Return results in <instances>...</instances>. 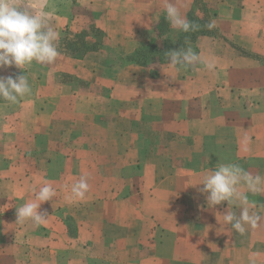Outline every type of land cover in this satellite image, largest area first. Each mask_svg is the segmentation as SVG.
Here are the masks:
<instances>
[{"label":"crops","instance_id":"obj_1","mask_svg":"<svg viewBox=\"0 0 264 264\" xmlns=\"http://www.w3.org/2000/svg\"><path fill=\"white\" fill-rule=\"evenodd\" d=\"M161 1L11 0L47 13L60 55L0 69L30 84L15 103L0 99V264H249L252 253L264 264V191L247 193L261 219L241 234L223 219L239 202L209 207L197 185L218 164L264 177V0H174L186 17L198 5L208 31L184 48L214 59L213 71L127 64L98 81L97 48H61L65 30L88 46L91 29L116 45L147 34L165 17ZM81 176L89 189L77 198ZM45 183L56 193L40 205L46 221L17 222Z\"/></svg>","mask_w":264,"mask_h":264},{"label":"clouds","instance_id":"obj_2","mask_svg":"<svg viewBox=\"0 0 264 264\" xmlns=\"http://www.w3.org/2000/svg\"><path fill=\"white\" fill-rule=\"evenodd\" d=\"M165 19L174 30L181 32L195 31L198 25L188 20L182 14L174 0H166L164 5ZM215 21H209L206 27L215 28ZM59 33L47 24V13H32L21 9L11 0H0V69L16 67L24 69L33 61L40 64H51L60 55L56 42ZM171 67L202 65L206 70L213 71L216 67L212 58H207L194 51L192 47L180 48L165 53ZM30 92V84L25 74L0 76V99L15 103L19 97ZM86 176L72 185L74 197L83 198L89 189ZM243 184L246 192L239 190ZM203 187L199 192L206 193L209 207L227 202L228 205L239 202V216L227 211L223 215L224 222L236 232L243 234L245 224L255 228L261 217L250 212L247 193L264 191V177L253 176L236 164H218L215 170H210L197 184ZM34 199L24 203L16 210L17 222L30 220L34 225L44 223L48 217L47 211H39L43 202L50 201L55 196V190L47 183L34 190ZM256 253L249 256V264H256Z\"/></svg>","mask_w":264,"mask_h":264},{"label":"rangeland","instance_id":"obj_3","mask_svg":"<svg viewBox=\"0 0 264 264\" xmlns=\"http://www.w3.org/2000/svg\"><path fill=\"white\" fill-rule=\"evenodd\" d=\"M17 3H20L21 5L26 6V4L28 3V5L30 4H35V5H42V4H48L50 2V0H15ZM166 0H162L161 1V5H165ZM146 4V3H145ZM150 5V2H148L145 6V8H147V6ZM142 9H144V7H140ZM198 5L194 4L191 6V9L194 10L195 13L199 14L198 11ZM137 10V8H136ZM139 11V10H138ZM137 12V11H136ZM62 16H65L67 14V11L64 10L62 11ZM64 14V15H63ZM68 17L65 16L62 18L61 21H65L67 20ZM71 31V32H69ZM65 30L63 37H62V50H64L66 53L70 54L72 52L75 53V49L81 45V43L79 41H77V36H73V31L72 30ZM144 32V31H143ZM143 32L141 30L138 29H132L131 32H129V38H128V42H124V43H118L116 45L117 42L111 43V42H105V35L102 33H97V31H95L94 29H91L89 31V33H91V35L93 37H95V34L98 36V39L100 38L101 40V44L98 45L96 51L97 53L95 54V58L91 59V63H93L94 66L97 67L98 69V74H97V78L98 81H105V80H110L112 79L113 75L115 76H119V78L121 79V74H116L118 69L122 66L127 65V63L125 62V58L124 55L127 53H130L132 51L133 48L128 49V47L130 45H135L138 44L140 42H143L145 40L148 39V37L150 36L149 33H145V36L143 37L142 34ZM81 33H85V32H81ZM177 30H174L172 28L169 29L168 35L170 37H172L174 39V37L176 36ZM84 37V35H82V38ZM70 38H73V46L74 48L68 47V45L66 44L67 42H72V40H69ZM158 42L160 43V40H158ZM71 44V43H70ZM135 48V47H134ZM169 64L168 61L167 62H159L157 60L156 57L152 58V61L148 64L151 67H159L160 65H166ZM114 69V70H113ZM108 70V72H107ZM115 72L112 74H109L110 72ZM194 256H196L197 251H193Z\"/></svg>","mask_w":264,"mask_h":264},{"label":"trees","instance_id":"obj_4","mask_svg":"<svg viewBox=\"0 0 264 264\" xmlns=\"http://www.w3.org/2000/svg\"><path fill=\"white\" fill-rule=\"evenodd\" d=\"M187 19L198 25L197 30L189 31L187 33L179 31L173 39L168 35L170 25L166 21L165 17L159 18L153 30L149 32L150 36L148 39L136 44L135 48H133L130 53L124 55L125 62L127 64L148 65L152 61L153 57H156L161 63L167 62L168 59L165 55L166 52L184 48L187 42L194 40L197 35L208 31L205 29V19L203 17L199 18L194 11L189 10L187 13ZM94 30L99 34L102 33L98 29ZM82 35H85V33H80L76 38L77 41L81 43L78 50L76 48L75 53H70L75 57L84 54L89 47L96 49L98 45L101 44L100 38L98 39V36L95 34L96 41L91 46H88L82 40ZM158 40H160V43ZM66 44L68 47L74 48L72 47L73 40L72 42H67Z\"/></svg>","mask_w":264,"mask_h":264}]
</instances>
